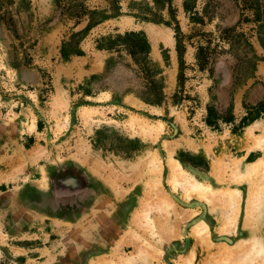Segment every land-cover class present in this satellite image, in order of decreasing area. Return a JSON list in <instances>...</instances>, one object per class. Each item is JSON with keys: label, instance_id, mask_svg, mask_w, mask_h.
Returning <instances> with one entry per match:
<instances>
[{"label": "rangeland", "instance_id": "obj_1", "mask_svg": "<svg viewBox=\"0 0 264 264\" xmlns=\"http://www.w3.org/2000/svg\"><path fill=\"white\" fill-rule=\"evenodd\" d=\"M119 1L120 16L79 38L81 56L74 43L63 52L88 18L77 25L56 0L0 1L16 30L0 22V264H264V171L248 173L264 160V114L237 133L206 124L215 96L233 98L236 124L245 101L264 98V20L239 0H194L190 13L174 0L187 68L176 103L175 25L141 19L154 0ZM84 3L111 15L106 0ZM129 32L149 42L161 105L142 100L127 51L98 48ZM209 43L216 61L203 71ZM69 166L92 183L82 205L54 194ZM175 174L200 192L174 190Z\"/></svg>", "mask_w": 264, "mask_h": 264}, {"label": "trees", "instance_id": "obj_2", "mask_svg": "<svg viewBox=\"0 0 264 264\" xmlns=\"http://www.w3.org/2000/svg\"><path fill=\"white\" fill-rule=\"evenodd\" d=\"M1 1V0H0ZM59 6H63L66 15L70 19H76L77 25L79 22L83 21L85 18L89 19L88 26L82 32L75 33L72 36V43L65 44L63 52L64 56H67L69 48L74 47L73 43L76 44L75 55L81 56L83 52L79 48V43L81 36L86 32L90 31L93 27L98 26L110 18H115L120 16L121 7L119 0H106L109 3V11L111 15L106 14L107 10H89L84 3V0H56ZM174 0H154L157 11H151L153 17H149L150 14H144L141 17L142 20L148 22H154L157 24L165 23L168 26L175 25L176 40H177V52L179 57V74H178V90L174 95L176 103L183 101L184 94L183 88L187 81L186 77V64L184 61V56L186 53V45L184 44L185 36L181 32L179 22L176 17V10L173 7ZM194 0H186L184 2V9L187 13L192 12L193 6L192 2ZM238 1V0H237ZM244 3V6L248 7L254 12L255 20H264V2L261 0H239ZM136 4V3H134ZM168 10L170 20L165 21L163 12ZM139 17V16H138ZM193 22H198L200 19L195 18L197 16H192ZM140 18V17H139ZM198 19V20H197ZM0 22L7 25L8 30H12L16 33L14 20H6V15L0 16ZM233 29H228L227 32H232ZM229 39V38H227ZM67 47V48H66ZM99 50L116 51L120 52L121 48L127 51L132 57L135 64L139 67V70L143 74V78L146 80L145 92L141 96L142 100L150 105H161L164 100L163 87L156 77L159 75L157 70L153 69L151 60L149 58L150 45L143 33L129 32L125 35L107 36L99 40L98 45ZM119 49V50H118ZM215 50L211 48V44L207 47L199 49L197 55V60L201 70L206 71L210 64H214L216 61ZM256 58V57H254ZM211 75H213L214 70L209 69ZM250 78H253L252 76ZM244 108L246 110V115L236 124V117L234 115V100L231 98L228 102H222L218 98H213V102L207 108L206 124L213 129H220L222 125L233 126V132H240L245 126L251 124L256 119L264 114V98L258 100L256 103L244 102Z\"/></svg>", "mask_w": 264, "mask_h": 264}, {"label": "flooded vegetation", "instance_id": "obj_3", "mask_svg": "<svg viewBox=\"0 0 264 264\" xmlns=\"http://www.w3.org/2000/svg\"><path fill=\"white\" fill-rule=\"evenodd\" d=\"M79 169V168H77ZM73 166L62 168L53 178V191L57 197V202H71L75 198L83 204L85 197L92 183L88 175L81 169L77 170Z\"/></svg>", "mask_w": 264, "mask_h": 264}, {"label": "bare ground", "instance_id": "obj_4", "mask_svg": "<svg viewBox=\"0 0 264 264\" xmlns=\"http://www.w3.org/2000/svg\"><path fill=\"white\" fill-rule=\"evenodd\" d=\"M255 146L256 148H264V138L263 139H259L255 142ZM252 169L250 170V172L248 173H259L261 171H264V160L261 159L258 163L253 164L250 166ZM177 172V171H176ZM251 173V174H252ZM173 183V187L174 190H183L186 192H191V193H199L201 188L200 186L196 185L195 182L191 181L190 179H188L187 177H183L182 174L181 175H174V179L172 181ZM203 191V190H202ZM255 191V190H254ZM252 193V192H251ZM251 195V194H250ZM253 196V195H252ZM252 199V197H250ZM252 201V200H251ZM253 203V201L251 202ZM252 205V204H251ZM251 211V207L249 208V212ZM143 216V213H141ZM144 218H147L146 215L144 216ZM138 219V218H137Z\"/></svg>", "mask_w": 264, "mask_h": 264}]
</instances>
